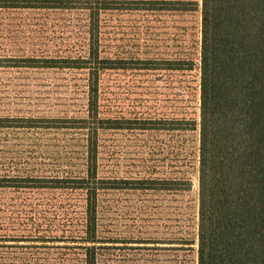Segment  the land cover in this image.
I'll return each instance as SVG.
<instances>
[{"label":"trees","instance_id":"trees-1","mask_svg":"<svg viewBox=\"0 0 264 264\" xmlns=\"http://www.w3.org/2000/svg\"><path fill=\"white\" fill-rule=\"evenodd\" d=\"M120 9L199 15V35L194 41L200 64L199 119L179 110L172 117L151 112L127 119L110 110L105 79L111 71L145 75L165 69L184 74L195 67L190 54L169 60L109 55L103 15ZM24 11L84 12L83 47L76 55L0 53V68L84 71L87 105L81 117L1 115L0 132L75 131L83 153L76 171L57 175L0 171V215L45 209L63 211L65 216L81 213V229L61 236L53 229L43 231L48 235L27 229L10 232L0 217V264H101L103 250L122 240L100 235V215L108 193L192 191L191 177L180 170L168 178L101 176V139L108 130L178 135L198 131L199 197L192 219L197 221L187 238L172 240L195 256L190 259L194 264H264V0H0V13ZM8 26L1 22L0 32ZM4 159L0 152V164ZM182 166H186L185 158ZM46 193L59 196L49 199L43 196ZM113 206L108 202V209ZM134 243L151 244L148 240ZM18 249L23 255L45 250L47 259L43 263L35 257L33 261L9 259ZM53 251H59L58 258H49Z\"/></svg>","mask_w":264,"mask_h":264},{"label":"rangeland","instance_id":"rangeland-1","mask_svg":"<svg viewBox=\"0 0 264 264\" xmlns=\"http://www.w3.org/2000/svg\"><path fill=\"white\" fill-rule=\"evenodd\" d=\"M1 22L11 26L0 32V53L44 56L71 52L76 55L84 44L87 17L81 11L3 12L0 13ZM102 27L108 37L106 50L112 57L169 60L190 54L195 60L194 69L184 74L165 69L145 75H136L129 70L111 71L105 84L109 89L106 104L113 113L133 119L151 112L172 117L179 110L182 115L199 119L200 64L194 45L195 35H199L198 14L167 10H110L103 15ZM86 78L84 71L0 68V116H84ZM80 140L75 131H2L0 152L6 159L0 164V171L15 169L34 175H57L70 169L76 171L83 153ZM198 145V131L187 135L137 130H108L103 133L101 176L132 178L151 174L168 178L180 170L191 177L193 189L186 194L108 193L100 215V235L105 239L120 238L125 243L122 240L121 243H111L112 248L103 250L105 255L101 264H194L195 256L185 248H178L182 246L174 244L172 239L187 238L197 221L192 219L199 197L195 153ZM43 196L53 199L59 195L46 193ZM108 202L114 205L112 209H108ZM62 212L45 209L17 215L4 213L0 217L5 220L3 226L11 228L10 232L27 229L48 235L43 231L53 229L57 236L78 232L81 213L65 216ZM142 240L151 244L134 243ZM58 257L59 251H53L49 256L51 259ZM8 258L17 262L33 261L34 258L43 263L47 256L45 250L40 254L23 255L18 249Z\"/></svg>","mask_w":264,"mask_h":264}]
</instances>
